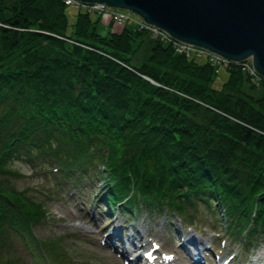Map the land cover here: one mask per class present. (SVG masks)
<instances>
[{"label":"trees","instance_id":"trees-1","mask_svg":"<svg viewBox=\"0 0 264 264\" xmlns=\"http://www.w3.org/2000/svg\"><path fill=\"white\" fill-rule=\"evenodd\" d=\"M129 18L111 32L74 3L0 0V264H24L17 243L31 264H71L69 237L36 235L47 212L15 188V162L49 175L55 191L102 178L100 212L192 224L202 204L243 253L264 244V81L152 38L132 67L150 35Z\"/></svg>","mask_w":264,"mask_h":264},{"label":"rangeland","instance_id":"rangeland-1","mask_svg":"<svg viewBox=\"0 0 264 264\" xmlns=\"http://www.w3.org/2000/svg\"><path fill=\"white\" fill-rule=\"evenodd\" d=\"M66 13L68 19L72 20L74 10L67 8ZM130 17L134 16L130 15ZM102 21L103 24L109 23L108 18ZM111 27V32H119L121 29L117 25H111ZM150 38L152 37H148L144 33L139 36L140 43L138 42L139 45L136 46L128 60L130 66L139 67L146 61L149 48L153 45ZM225 78V70L218 69L213 87L220 86ZM261 92L262 86H259L254 89L252 94L258 96ZM12 168L20 174V178L14 180L15 188L20 191L24 190L28 196L43 203L46 209L49 221L46 225L37 228L36 235L40 238L47 236L72 238H68L65 242L71 264H123L124 261L121 258L111 253L110 249L101 246L106 242V236L111 232V229L117 226L123 230V235L126 231V235L138 234L141 236L143 244L148 239L154 241L161 254L173 257L172 264H191L190 259H186L188 257L184 250L179 248L180 242L189 239H195L201 251L204 247L213 245V254L217 255V260L213 259L212 253L200 252L202 259L205 260L204 264H217L218 260L225 258L227 252L225 253L224 248L229 246V240L222 235L224 225L220 212L216 211L217 218H212L210 212L209 214L205 213L206 211L202 209V204L198 206L192 224L182 222L179 217L164 211L161 214H149L142 208L138 210L134 208L130 215L127 214L128 212L122 214L119 209L115 214H111L115 212L113 209L108 211L111 212L110 214L105 215L106 210L100 212L99 206L95 205L98 202L99 193L103 189V185L99 183L102 178L100 180L93 179V183L84 181L79 189L71 184L64 191H55L51 190L53 185L49 175L41 174L36 169L32 170L21 162L13 163ZM261 242L263 241L254 242L246 253L241 251L233 264H264V244ZM134 243L139 245V242H135V240ZM18 244L16 246H18V252H20L19 255H22L24 264H31ZM148 246L146 245V248ZM187 246L193 252L192 245L187 244ZM230 247L234 254L235 245L232 244ZM137 251L142 252L141 249H137ZM132 257L127 255L125 260H132ZM242 259L245 263L242 262Z\"/></svg>","mask_w":264,"mask_h":264},{"label":"water","instance_id":"water-1","mask_svg":"<svg viewBox=\"0 0 264 264\" xmlns=\"http://www.w3.org/2000/svg\"><path fill=\"white\" fill-rule=\"evenodd\" d=\"M133 15L185 45L240 64L264 80V0H74Z\"/></svg>","mask_w":264,"mask_h":264},{"label":"built area","instance_id":"built-area-1","mask_svg":"<svg viewBox=\"0 0 264 264\" xmlns=\"http://www.w3.org/2000/svg\"><path fill=\"white\" fill-rule=\"evenodd\" d=\"M63 3L65 5H71L72 3H74V5L83 7L87 11H96L97 13H100L101 21L108 18L109 21H112V24L114 26L117 25L119 27H122L124 23L131 20L128 14L110 10L108 8H105L103 5H97V4L96 5L95 4L94 5H84V4L77 3L74 0H63ZM138 28L142 31H145L153 39L159 40L160 42H163V43L170 44L173 51L178 54H184L186 57H188L189 55H193L197 58L206 57L212 66H217V67H226L230 64L229 62L218 59V57L216 56L210 55L209 53H207L206 51L202 49L194 48V47L185 45L183 43L174 41L170 39L169 36L166 35L164 32L152 26L146 25L141 21H139ZM239 66H240V70L242 71V73L247 75V77L253 84H257L260 81H262V79L258 77L252 70L249 60H246L245 62L241 63Z\"/></svg>","mask_w":264,"mask_h":264},{"label":"bare ground","instance_id":"bare-ground-1","mask_svg":"<svg viewBox=\"0 0 264 264\" xmlns=\"http://www.w3.org/2000/svg\"><path fill=\"white\" fill-rule=\"evenodd\" d=\"M106 8V7H105ZM210 54V53H209ZM210 55H213V54H210ZM213 56H215V55H213ZM217 57V56H216ZM218 59H220V60H222V61H224L222 58H220V57H218ZM188 241H194V242H196L195 240H193V239H189ZM192 242H189L190 244H193ZM144 246V245H143ZM194 249H196V248H194ZM154 258V257H153ZM158 263H160V262H156V260H154V259H152V260H150V261H148V262H146V264H158Z\"/></svg>","mask_w":264,"mask_h":264}]
</instances>
